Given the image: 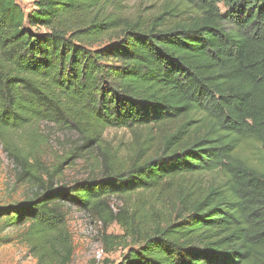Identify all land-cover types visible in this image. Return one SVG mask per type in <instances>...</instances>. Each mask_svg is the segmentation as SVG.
<instances>
[{
    "label": "trees",
    "instance_id": "16d2710c",
    "mask_svg": "<svg viewBox=\"0 0 264 264\" xmlns=\"http://www.w3.org/2000/svg\"><path fill=\"white\" fill-rule=\"evenodd\" d=\"M185 1L187 16L143 26L108 12L117 0H32L29 14L0 0V146L31 187L0 219L27 222L37 264L72 261L66 205L121 227L120 264H264V159L242 155L264 149V0ZM42 123L100 150L99 175L57 188L77 156L46 169L22 138ZM177 123L156 150H101L107 129ZM205 174L220 176L185 182ZM113 239L102 237L107 253Z\"/></svg>",
    "mask_w": 264,
    "mask_h": 264
},
{
    "label": "rangeland",
    "instance_id": "374dc122",
    "mask_svg": "<svg viewBox=\"0 0 264 264\" xmlns=\"http://www.w3.org/2000/svg\"><path fill=\"white\" fill-rule=\"evenodd\" d=\"M25 14L34 10L32 0H15ZM220 9L224 11L221 6ZM108 12L119 16L121 19L138 21L143 26L148 25L155 16L166 13L163 17L166 22L179 19L187 12L185 0H117L116 5L109 6ZM174 16V17H173ZM164 21V22H165ZM36 33H45L47 30L38 27L30 29ZM108 44L106 40L98 43L99 46ZM177 124L166 125L163 129H107L100 143L101 150L117 152L121 158L135 150L144 141L148 140L150 150H156L166 133L173 132ZM27 146H33L35 155L46 169H56L67 155L77 156L63 167L57 177V188L70 187L77 181L87 177L99 175L100 150L92 149L85 145L73 132H68L52 124L42 123L27 133L22 134ZM243 157L253 163L259 164L264 159V149L258 144L248 146L243 151ZM17 169L4 154L0 146V207L19 204L30 197L31 187L17 181ZM220 175L211 174L185 178V182L192 184L197 178V183H209ZM134 202V197L127 199L112 198L110 208L114 213ZM67 229L72 241L73 255L70 264H120L128 248L122 246L123 231L116 223L104 229L100 222H95L76 206L64 207ZM3 220L0 219V264H37L29 254L27 246L23 243L21 235L27 222L17 227L2 228ZM114 237L115 248L107 253L103 244V236ZM117 244V245H116ZM121 244V245H120ZM126 244H129L128 242ZM137 249V246H133Z\"/></svg>",
    "mask_w": 264,
    "mask_h": 264
}]
</instances>
